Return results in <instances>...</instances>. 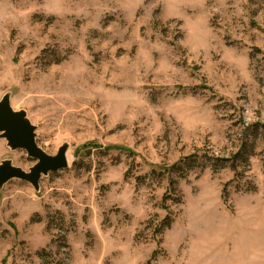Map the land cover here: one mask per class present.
Wrapping results in <instances>:
<instances>
[{
    "label": "rangeland",
    "instance_id": "1",
    "mask_svg": "<svg viewBox=\"0 0 264 264\" xmlns=\"http://www.w3.org/2000/svg\"><path fill=\"white\" fill-rule=\"evenodd\" d=\"M5 95L0 264H264V0H0Z\"/></svg>",
    "mask_w": 264,
    "mask_h": 264
},
{
    "label": "water",
    "instance_id": "2",
    "mask_svg": "<svg viewBox=\"0 0 264 264\" xmlns=\"http://www.w3.org/2000/svg\"><path fill=\"white\" fill-rule=\"evenodd\" d=\"M35 127L27 118L25 111H14L9 96L0 99V139H4L12 150H23L35 164L28 172L12 165L10 160L0 163V188L13 179L26 181L35 191L39 189L42 176L64 170L68 167L67 151L69 145L62 144L54 156L46 154L35 142Z\"/></svg>",
    "mask_w": 264,
    "mask_h": 264
},
{
    "label": "trees",
    "instance_id": "3",
    "mask_svg": "<svg viewBox=\"0 0 264 264\" xmlns=\"http://www.w3.org/2000/svg\"><path fill=\"white\" fill-rule=\"evenodd\" d=\"M176 167H178V166H172L169 170L166 169V170H163V171L169 173L171 170H173V169L176 168Z\"/></svg>",
    "mask_w": 264,
    "mask_h": 264
},
{
    "label": "bare ground",
    "instance_id": "4",
    "mask_svg": "<svg viewBox=\"0 0 264 264\" xmlns=\"http://www.w3.org/2000/svg\"><path fill=\"white\" fill-rule=\"evenodd\" d=\"M64 144H66V143H64ZM68 145V144H67ZM67 156V155H66ZM68 160V159H67Z\"/></svg>",
    "mask_w": 264,
    "mask_h": 264
}]
</instances>
